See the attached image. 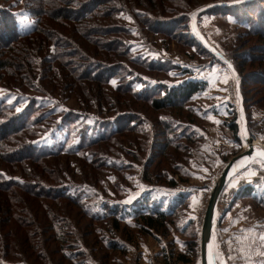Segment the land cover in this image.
Listing matches in <instances>:
<instances>
[{
	"label": "trees",
	"instance_id": "16d2710c",
	"mask_svg": "<svg viewBox=\"0 0 264 264\" xmlns=\"http://www.w3.org/2000/svg\"><path fill=\"white\" fill-rule=\"evenodd\" d=\"M193 1L186 6L183 0H0V90L17 93L12 102L0 100V163L3 171H21L11 178L0 172V222L9 225L17 219L23 225L28 223L13 211L18 209L15 203L24 198L15 190L60 203L64 212L56 213L54 207L44 204L48 209L46 228L52 234L35 243L23 240V254L14 240L10 239L14 244L4 243L0 235V264H53L41 248L44 244L57 250L58 264H117V256L128 253L134 239L130 230L135 228L156 239L174 231L182 236L184 250L168 251L162 246L156 254L159 264L195 261L199 238L196 219L185 216L190 209L189 195L172 198L162 189L189 182L180 163H187L196 150L194 144L205 141L204 125L196 121L209 124L208 112L197 110L195 101L207 82L187 77L190 67L185 64L186 68L171 59H154L131 50L132 40L139 35L156 33L194 48L190 56L199 66L213 65L218 61L216 54L190 27V13L203 6ZM21 10L34 19L31 29L20 30ZM205 14L221 15L225 22L231 16L233 28L243 31L235 37L237 41L251 36L262 42L226 56L241 76L246 125L254 133L253 111L264 107V95L250 98L248 86L264 89V0L215 6L200 12L197 21ZM245 65L250 70L245 71ZM172 70L179 73L180 81L171 79ZM136 102L156 112L157 120ZM238 118L237 108H231L230 120L223 127L241 143ZM126 131L135 136L126 143L116 141ZM43 138L49 142H42ZM106 143L117 146L107 147ZM60 157L77 158L92 170L111 175L113 191L99 178L97 183L80 182L95 187L85 190L67 178L51 175L48 163ZM157 157L156 164L163 158L169 162L167 167L154 170ZM33 165L41 166L52 182L38 175ZM136 171L149 188L124 201L126 186L136 189V181L128 177ZM177 173L183 176L176 179ZM155 188H160L159 193ZM235 196L231 202L248 199L264 218V193L257 194L248 184ZM71 206L88 219L87 230L92 228L96 234L92 244L86 231L80 234L72 220ZM43 232L37 226L30 235ZM100 248L114 255L102 252L104 260L99 263L96 254Z\"/></svg>",
	"mask_w": 264,
	"mask_h": 264
},
{
	"label": "rangeland",
	"instance_id": "374dc122",
	"mask_svg": "<svg viewBox=\"0 0 264 264\" xmlns=\"http://www.w3.org/2000/svg\"><path fill=\"white\" fill-rule=\"evenodd\" d=\"M183 1L186 6L188 4H193L191 0ZM196 1L198 4H203V6H205L204 4L208 5L211 3L221 2L220 0H194L193 2ZM193 14L194 11L190 13V27L194 34L199 38L198 34L193 30ZM124 16L126 15L124 14ZM18 18L20 30L31 29L33 27L34 19L31 18L28 13L25 12V10H21L18 13ZM126 18L128 19V17ZM199 18L200 20L197 21L198 29L208 41V43L213 45L215 48L219 49L224 57L229 55V53L233 54L237 51L242 52L245 51V49H248V47L250 49L251 47L257 44L260 45L262 43L258 40L257 37L251 36H248L247 38H244L241 41L240 39L237 41V38L235 37H237V35L239 34L241 35L243 31L239 30V28H233L235 27V25L234 19L231 16L228 17L227 22L222 19L221 15L205 14ZM199 25L201 28L199 27ZM132 44L133 45L131 50L133 52L139 51L142 55H147L154 59L158 57L171 59V61L182 65L184 68H186L185 66L190 67L186 68L190 69V72L186 74L187 77H196L197 79H203V81L207 82L206 89L196 96L195 101V104L197 105V110L202 108L206 110L205 112H208V115L206 117L210 121L209 124L205 122L201 123L196 121L198 124L204 125L202 133L205 135V141H202L201 143L198 142L196 143L197 145L194 144L196 150L188 156L187 163H180L186 173L185 178H189V182H178V184L172 187L171 189H162L163 193L170 192L169 197L172 198L179 195L178 193L182 191H185L183 193H188L190 199V209L185 211V216L188 215L196 219V230L198 232L199 238L198 255L192 264H201L199 257L200 231L204 212L210 196V190L218 179L224 166L229 162V160L234 156L242 153V151L247 148L245 145L243 125H241L242 122L239 119L240 117L238 118V120L240 123L241 143L235 141L233 139V134L223 127V122L230 120L231 108L236 107L239 114V100L236 94L237 78L227 66V64L217 55L216 56L218 58V61H216L213 65L199 66L197 63V59L195 57L192 58L190 56L191 53L194 51V48L185 47L183 44L177 43L172 39L168 40L165 38V36L161 34L144 32L139 35L136 40H132ZM240 45H242V49L239 48ZM226 59L228 58L226 57ZM250 68L251 67H249V65L244 66L245 71L250 70ZM170 75L173 81H180L182 79L181 77H178L179 73L176 72V70H172ZM238 77L241 82V76H239V74ZM170 84L173 83L170 82ZM136 88L139 89L138 86ZM249 88L250 90L248 91V95L250 98L259 99L262 95H264V89L261 88L260 85H251L248 86V89ZM2 98L12 102L16 100L17 93L15 91H7L6 89H1L0 100H2ZM68 103H72V101L69 100ZM135 105L145 109L146 114L150 118L157 120L156 112L149 110L146 104L136 102ZM21 109L22 106H19L17 108L18 111H20ZM253 113L254 119L257 122L254 127V133L250 132L249 134L258 137L260 141L264 144V107L260 108L259 110L253 111ZM257 115L259 117L262 116V118L258 119ZM244 118L246 120V115L244 116ZM199 130L200 128L198 129V131ZM132 136H135V134H133V132L131 131L122 132L117 135L116 141L121 140L123 143H126ZM44 141L49 142L48 139L45 140L43 138L42 142ZM106 145L107 147L117 146L112 143H106ZM257 146L258 148L264 150V146ZM122 152L124 153V151ZM158 159L159 157L155 158L153 163L154 168L156 169H154L153 166L150 169L158 170L168 165L169 163L163 158H161L160 160L162 161L159 164H156ZM1 165L2 164L0 163V172L6 175L7 178H11L12 174H21V171H14L8 168L3 171ZM254 165L261 166V170L259 171V173L256 174H253L251 171V175H246V178H242L241 185H254L264 182V172L262 170V168L264 169V162L257 158H254L248 163V165L243 170H241L238 174L234 175L228 180L226 187L224 188V190L226 191L224 193L222 192L221 194L218 208L216 211V224L214 228V252L217 264H264V231L262 230V228L257 227L260 224V221L264 223L263 215L259 213L257 207H255L253 203L248 199L240 197L231 202L232 198L236 197L234 194L235 189L233 188L236 186L237 180L240 178L241 175L245 174V171L248 168L252 169ZM33 166L35 167V170L38 171V175L52 182V179L48 178V176L41 171V166ZM47 168L51 170V175L55 174V176L60 177L62 179L67 178L72 183L77 186H81L85 190H90L95 187L88 184H80V182H84L86 179H88L97 183L99 179H102L104 185L108 187L109 190L113 191V177L111 175H104L103 173L100 174V172L96 168L92 170L89 165L77 158L60 157L56 160H51L50 163H48ZM98 172L99 176L97 177V179H95ZM89 175H92L93 178L89 177ZM182 176L183 175L180 176V174L177 173L175 177L176 179H179ZM128 177L136 181V189L133 190L126 186L127 192H125L126 196L123 199L124 201L132 200L133 198L138 196L144 188H149V185L140 181L139 171L134 172V174L128 175ZM159 189L160 188H155L158 193ZM173 191L176 194L173 195ZM15 193H18V195L20 196H24V198L15 203L18 209L13 208V211H16L17 215H20L21 217L25 218V221H27L28 223H25L23 225L17 219L16 222L13 219L9 225H5L1 221L0 235L4 240V243L11 242L14 244V242L10 241V239L14 240L23 254L24 248L23 245H21L23 240L26 241V239H30L31 243H35V241L39 242L42 240V238L49 237L50 234H52V232L50 230L48 231V229L46 228V222H48V209L44 206V204L48 203L50 207H54L53 209L56 213L58 212L59 214L63 215L64 212L59 207L60 203L53 204L51 201L48 202V200L45 199L35 198L34 196H31L21 190H15ZM230 204L231 206H236L238 210L230 208ZM242 205H244L250 211V213L247 214L246 212H244V210L241 209ZM228 210H231L230 215L228 213ZM68 211H70V215L72 220H74V223L76 222V226L80 230V234H83L86 231L85 235L87 236L89 242L93 238L96 239V234L94 233V231H92V228L91 230H87L88 227L86 226V222L88 219L81 216L75 206H71ZM251 211L253 213H251ZM241 213L243 215H241ZM235 216H237L238 220L245 219V226H247L240 232L243 236L242 239H244V247L246 248V252L243 256L238 255L239 252L236 254L239 248L238 245H236V243L234 242V240H232V237L235 234L239 233L235 230L232 225V219ZM98 225L104 226L102 223H99ZM37 226H39L40 229H44L43 235H30L32 232L36 231ZM6 231H9L11 233L7 234ZM130 231L133 232L134 239L132 243H129L128 245V253L124 256H117V264H159L160 258H157L156 254L161 250L162 246L167 247L168 251H170L171 249H173L174 252L184 250L183 238L176 231H174L172 234H167V236H162L161 234L158 236L156 234L157 239L153 236L139 234L137 228L132 229ZM118 233L121 234V231H119ZM257 233V237H261L260 240L255 238V235ZM90 243L92 244V242ZM41 248L44 249L43 251L47 253L53 264H58L59 254H57V250L52 251L50 249H47V245L45 244L42 245ZM248 248H250L251 253L249 252ZM42 249H39V251H41ZM94 252L96 251H93V254ZM102 252L105 251L100 248V252L96 254L99 263L104 260L102 257ZM105 253L106 255H114V252ZM24 256L26 258V256L28 255L26 254ZM66 263L67 262H65L64 264Z\"/></svg>",
	"mask_w": 264,
	"mask_h": 264
},
{
	"label": "water",
	"instance_id": "95a60500",
	"mask_svg": "<svg viewBox=\"0 0 264 264\" xmlns=\"http://www.w3.org/2000/svg\"><path fill=\"white\" fill-rule=\"evenodd\" d=\"M244 1H247V0H237V1L231 2V3L217 2V3H211L208 5L202 6L198 10L194 11L193 20H192L193 30L198 34L199 39L204 44V46H206L211 52H213L218 57H220L227 64V66L230 68V70L235 74V76L237 78L236 94H237V98L239 100V117H240V120H241L242 125H243L244 138H245V141L247 144L246 145L247 148L244 151H242V153L231 158L229 160V162L224 166V168H223L222 172L220 173L218 179L216 180L215 184L213 185V187L210 190V196H209L207 206H206V209L204 212L201 231H200V249H199L200 252H199V254H200L201 264H209V246H210L211 242L213 243L215 241V237H214V230L215 229L214 228H215V224H216V211L218 208V204H219L221 194H222V192H223V190H224V188H225V186H226V184L230 178L229 173H230L231 167L233 166L235 161H237L239 158L247 157V156L257 158V159L264 162V151L261 153H257L255 151V148H254V137L255 136L250 135L248 132L246 120L244 118L245 113H244L243 99L241 97L240 79L238 77L236 68L232 62H230L228 59H226V57H224L221 54L219 49L215 48L213 45L208 43V41L205 39V37L202 35L200 30L198 29L197 19H196V16L200 12L207 11L212 7L222 6V5H226V4H234V3L236 4V3H240V2H244Z\"/></svg>",
	"mask_w": 264,
	"mask_h": 264
},
{
	"label": "crops",
	"instance_id": "0c3cea01",
	"mask_svg": "<svg viewBox=\"0 0 264 264\" xmlns=\"http://www.w3.org/2000/svg\"><path fill=\"white\" fill-rule=\"evenodd\" d=\"M258 116V115H257ZM260 118H262V116H258V119H260ZM263 119H264V117H263ZM262 163V162H261ZM261 170V166H259V165H254L253 167H252V169H250V168H248L246 171H245V174L244 175H241L240 176V178L237 180V182H236V186L233 188V189H235V191H237L238 189H240V188H242L243 187V185L244 184H242L241 185V181H242V178L244 179V178H246L247 176L246 175H251L252 173L253 174H256V173H259V171ZM262 170H263V172H264V169L262 168ZM251 171H252V173H251ZM238 174V173H237ZM237 179V178H236ZM230 186H231V184H230ZM245 186V185H244ZM226 187V186H225ZM253 188H254V191L257 193V194H260V193H264V182H262V183H258V184H254L253 185ZM237 189V190H236ZM259 189V190H258ZM175 191V190H174ZM173 191V192H174ZM226 190H224L223 191V193L225 192ZM183 192H185V191H182V192H179L178 194H180V193H183ZM169 196H170V192H168L167 193ZM173 195L174 194H176L175 192L174 193H172ZM233 199V198H232ZM230 208H232V209H235V210H238L237 208H236V206H231V204H230ZM229 208V209H230ZM241 209L242 210H244V212H246L247 214L248 213H250V211L244 206V205H242V207H241ZM230 212H231V210H228V213H229V215H230ZM238 212V211H237ZM251 213H253L252 211H251ZM238 215V214H237ZM241 215H243L242 213H241ZM245 219H241V220H238L237 219V216H235L233 219H232V225H233V227L235 228V230L236 231H238L239 233H237V234H235L233 237H232V240H234V242L236 243V245H238V248H239V250L236 252V254L239 252V254L238 255H241V256H243L244 255V253L246 252V248L244 247V239H242V235H241V230H243V229H245L247 226H245ZM258 228H262V230L264 231V223L263 222H261L260 221V224L257 226ZM257 235H258V233L255 235V238L256 239H261V237H257ZM257 242H258V240H257ZM248 250H249V252L251 253V251H250V248H248Z\"/></svg>",
	"mask_w": 264,
	"mask_h": 264
},
{
	"label": "bare ground",
	"instance_id": "6f19581e",
	"mask_svg": "<svg viewBox=\"0 0 264 264\" xmlns=\"http://www.w3.org/2000/svg\"><path fill=\"white\" fill-rule=\"evenodd\" d=\"M245 145H247L246 141H245ZM257 145H260L261 147L264 146V144L260 141V139L255 136L254 137V148H255V151L257 153L263 152L264 150H262L261 148H258ZM252 159H254V158L251 157V156H247V157H241L237 161H235V163L231 167V170H230V173H229V177L231 178L234 175H236L237 173H239L241 170H243ZM214 243L215 242H213V243L211 242V244L209 246V264H217L216 259H215Z\"/></svg>",
	"mask_w": 264,
	"mask_h": 264
},
{
	"label": "built area",
	"instance_id": "2783aa9c",
	"mask_svg": "<svg viewBox=\"0 0 264 264\" xmlns=\"http://www.w3.org/2000/svg\"><path fill=\"white\" fill-rule=\"evenodd\" d=\"M234 194H236V191L234 190Z\"/></svg>",
	"mask_w": 264,
	"mask_h": 264
}]
</instances>
